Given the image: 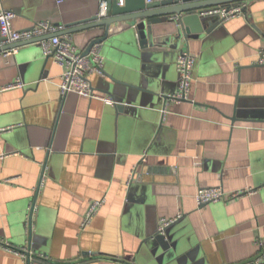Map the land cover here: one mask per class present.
Listing matches in <instances>:
<instances>
[{
	"label": "crops",
	"instance_id": "obj_1",
	"mask_svg": "<svg viewBox=\"0 0 264 264\" xmlns=\"http://www.w3.org/2000/svg\"><path fill=\"white\" fill-rule=\"evenodd\" d=\"M245 3L243 16L194 34L178 50L159 41L175 24L155 25L158 39L145 61L103 44L105 73L90 79L98 92L124 93L113 95L121 111L75 92L62 97L63 68L46 60L41 45L0 51V239L25 248L32 264H189L190 251L200 264H264L256 262L257 240H264V65L257 63L264 0ZM101 5L0 0V11H14L13 28L24 30L90 18ZM127 29L112 32L135 33ZM72 35L83 49L87 38ZM182 50L197 57L190 98L167 104L161 92H177ZM120 69L137 71L138 81ZM18 78L24 87L6 88ZM216 186L247 192L198 205V190ZM101 199L84 227L89 205ZM163 220L177 222L171 231L182 236L186 254L161 251L158 260L155 238L144 243ZM0 264H28L27 256L0 247Z\"/></svg>",
	"mask_w": 264,
	"mask_h": 264
},
{
	"label": "water",
	"instance_id": "obj_2",
	"mask_svg": "<svg viewBox=\"0 0 264 264\" xmlns=\"http://www.w3.org/2000/svg\"><path fill=\"white\" fill-rule=\"evenodd\" d=\"M108 5L109 14L107 17L100 18L99 15L91 16L77 22L66 24V29L55 35L74 34L77 36H85L87 44L83 49L84 54H88L92 47L96 44H110L114 47L124 50L131 54L136 60H146L148 58L147 48L153 47L158 39L155 36L153 27L155 25L171 22L175 24V29L170 34H162L159 36L161 45H167L174 50L182 49L184 41L194 34H210L214 30L220 28L223 24L222 19L215 15H205L203 11L210 7L219 5H234L237 3L250 2L251 0H124V4L120 5L119 0H102ZM247 10V5L245 11ZM120 24H126L127 30L135 31L133 35H124V33H113L112 28ZM147 30V33H146ZM163 32V31H162ZM53 35L35 38L31 41L12 43L0 48L2 50H10L19 48L29 44L40 45L41 40L48 39ZM165 38V39H164ZM50 57H46L48 60ZM119 74L129 75L131 81H138L139 75L137 71L119 70ZM117 82V79H113ZM119 82V81H118ZM107 93L123 96L124 93L118 89H105ZM161 95L167 100L168 96L165 92ZM125 96V95H124ZM116 100L117 98L113 96ZM117 101V100H116ZM123 101V100H122ZM118 111L122 110L123 104L119 100L115 104ZM234 120V118H233ZM32 211L29 217V246L34 247L35 236L32 230ZM177 222L164 227L162 230L155 232L153 236H147L144 241L155 238V242L159 243V247L154 249L153 253L158 260H161L162 252L171 254H182L184 251V242L182 236L171 231ZM186 254V253H184ZM182 254V255H184ZM189 264H200L195 252H188ZM27 263L32 264L33 258L30 252L27 254Z\"/></svg>",
	"mask_w": 264,
	"mask_h": 264
},
{
	"label": "built area",
	"instance_id": "obj_3",
	"mask_svg": "<svg viewBox=\"0 0 264 264\" xmlns=\"http://www.w3.org/2000/svg\"><path fill=\"white\" fill-rule=\"evenodd\" d=\"M147 1L151 2L153 0ZM119 4L123 5L124 0H119ZM245 7L246 3L219 5L205 9L203 14L219 16L223 22H226L232 18L243 16ZM108 14L109 10L107 2L102 1L101 10L98 15L100 18H103L107 17ZM15 16L16 13L12 10L0 11V48L12 43L26 42L35 38L53 35L48 39L41 40L40 45L43 48L45 56L53 58V60L63 68L59 82L61 96L64 97L70 92H75L90 99L101 100L109 105H115L117 103L112 95L98 92L94 88L90 79V75L95 72L98 74L105 73V57L102 53V44L94 45L88 54H84L77 46L72 34L55 35L66 29L63 24H54L50 21H39L28 29L17 30L12 26V20ZM18 50L19 48L16 47L10 50H2L1 52L4 56H10L18 53ZM196 63L197 57L190 51L182 50L179 53L177 58V70L179 74L178 90L166 100L167 104L171 100L182 101L190 98ZM257 63L264 65V48H261L258 51ZM24 86V83L18 78L16 81L6 86V88H22ZM163 113H166L165 109H163ZM145 160L146 156H143L141 162H144ZM134 175L135 170L133 171L132 178L129 182H132ZM246 192V190H242L229 193L221 186L203 187L198 190L196 200L198 205H204L222 199L236 198ZM104 202V199L91 202L84 216V227L91 224L93 218ZM173 221L174 220H163L159 230L170 225ZM257 244L260 246L261 250L256 256V262H260L264 260V240L259 238ZM0 247L24 257L28 254V251L25 248L11 247L1 239Z\"/></svg>",
	"mask_w": 264,
	"mask_h": 264
}]
</instances>
